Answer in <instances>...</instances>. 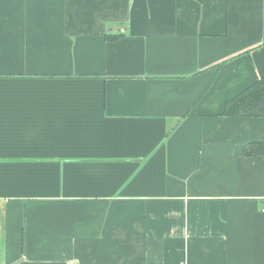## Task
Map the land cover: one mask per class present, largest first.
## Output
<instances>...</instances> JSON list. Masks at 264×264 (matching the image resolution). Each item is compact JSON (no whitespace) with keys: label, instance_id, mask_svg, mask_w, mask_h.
I'll use <instances>...</instances> for the list:
<instances>
[{"label":"crops","instance_id":"obj_1","mask_svg":"<svg viewBox=\"0 0 264 264\" xmlns=\"http://www.w3.org/2000/svg\"><path fill=\"white\" fill-rule=\"evenodd\" d=\"M262 78L264 0H0V264H264Z\"/></svg>","mask_w":264,"mask_h":264},{"label":"trees","instance_id":"obj_2","mask_svg":"<svg viewBox=\"0 0 264 264\" xmlns=\"http://www.w3.org/2000/svg\"><path fill=\"white\" fill-rule=\"evenodd\" d=\"M108 40H114L108 36ZM225 117H264V78L251 85L230 100L222 114ZM244 157L264 155V143L246 144L239 147Z\"/></svg>","mask_w":264,"mask_h":264}]
</instances>
